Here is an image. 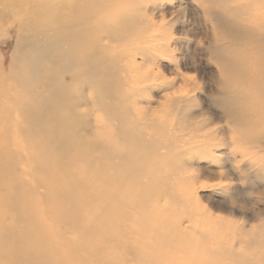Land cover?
Instances as JSON below:
<instances>
[{"label": "rangeland", "instance_id": "obj_1", "mask_svg": "<svg viewBox=\"0 0 264 264\" xmlns=\"http://www.w3.org/2000/svg\"><path fill=\"white\" fill-rule=\"evenodd\" d=\"M25 1L31 11L18 10L14 13L10 0L7 1L9 4L0 0V190L7 199H14L17 193L20 202L28 197L26 208L31 216V225L43 229L51 241L47 239L50 246L59 251L52 260L59 264H83L80 259L64 256L65 251L80 241L81 236L84 237L85 225L101 223L97 208L101 177L81 174L80 171L85 168L84 160L96 167L118 161L117 157L121 154H131V160L136 159L132 163L139 170L129 182L135 191H146L145 202L136 206L135 211L148 216L154 211L156 218L162 220H152L153 223L149 222L152 225L144 227L148 230L151 227L147 234L148 230H145L148 241L153 230L161 232L164 226L180 227L175 224L176 220H180L183 229L186 227L185 233L173 235L175 245L173 241L169 245L175 248L171 249L169 245L152 246V261L147 264L158 262L157 251L163 254L159 264H168L167 257L170 255L169 259L174 264H192L196 256L212 257L217 264H236L239 260L247 264H264V29L254 22L252 15L256 11L248 6L251 0H104L102 11L93 20L92 17L87 20V24L102 33L100 62L97 65L89 63L87 77L80 79V84L75 82L71 88L72 93H77L73 95L76 96V103L82 105L78 113L88 111L91 115V126L86 127L87 131L83 132L86 130L81 128L83 123L77 129L85 135L75 134L77 149L80 148L88 156L74 166H69L64 127L60 126V132H51L47 124L42 126L40 122L47 118L51 121L50 125L60 124L53 121V113L48 114V111L50 106H56L54 101L49 103V100L67 89L64 81L70 82L65 73L66 57L58 52L59 49L64 51L66 45L59 48L51 43L55 32L53 28L41 27L42 22L33 28L29 26L31 17H40L36 1ZM263 6L260 5L261 12ZM19 25L23 32L20 41L16 34ZM31 52L37 54L35 58L39 65ZM23 54L25 57L32 56L33 60L23 59ZM15 61L23 66V72V69H17L15 74ZM41 64L45 69L41 68ZM35 66L36 69L39 66L36 74ZM30 71H34L32 74L36 78ZM58 73L62 74L61 79ZM27 74L33 79L26 77ZM26 79L33 85L29 86L32 83L26 82ZM36 79L38 81L34 82ZM78 88H81L80 91ZM100 88L102 95H97ZM24 91L28 94L25 95ZM48 92L52 96L56 94V97H50ZM39 97L40 100L43 97V101L39 103L40 107H35ZM96 97L99 101H95ZM86 99L89 104L84 105ZM33 107L36 108L34 112ZM65 107L69 109V106ZM251 107L257 109L255 118L246 115L251 114ZM125 112L129 114L128 118L138 119L137 122L123 125L119 118ZM226 112H235V116L227 118ZM165 113L182 127L181 132L176 133L178 135L186 134L184 137L188 138L187 134L193 130V126L187 123L190 119L200 124L206 122L208 126L206 129L202 127V133L215 130L217 136L227 142L210 151L192 148L183 157L172 155L155 167L150 180L144 174L150 128L147 119L149 115L169 118ZM124 127L129 129L127 135L122 134ZM156 129L159 130L158 125ZM231 129L239 138L245 136V139L240 138L236 142L251 150L244 160L239 153L231 152ZM127 136L132 142L127 143ZM121 140L128 145L124 146L122 153L118 148ZM255 140L258 143H254ZM161 141L159 139L158 142ZM158 145L159 153L164 154V147ZM78 156L79 153H76ZM47 167L50 174H44L47 171L43 168ZM124 168L125 165L121 164L119 170ZM58 190L63 197L71 190L75 193V215L70 213L68 220L51 209L52 203L54 208L60 205L55 200ZM147 193L154 196L151 195V198ZM127 198L126 193L119 197L123 200ZM10 208L11 213L6 212L8 217L4 218V224L13 223L19 228L27 226L28 220L24 221L22 211ZM73 216L75 220L79 218L80 225L64 229L61 224L70 222ZM115 217L120 215L117 213ZM131 222L128 229L135 221ZM133 237L138 239L137 234ZM180 240L183 244L177 243ZM107 252L110 255L116 252L120 257L119 263H125L117 249L109 248ZM231 256L237 260L232 261ZM24 257L20 255L16 260L0 257V264H20ZM28 264H35V259L29 257ZM125 264L134 263L127 261Z\"/></svg>", "mask_w": 264, "mask_h": 264}, {"label": "bare ground", "instance_id": "obj_2", "mask_svg": "<svg viewBox=\"0 0 264 264\" xmlns=\"http://www.w3.org/2000/svg\"><path fill=\"white\" fill-rule=\"evenodd\" d=\"M1 1L7 2L8 0H1ZM10 1H11V5H13L12 10L14 13L18 12V10H21V11L30 10L31 11L30 5L29 4L27 5L25 0H23V1L22 0L21 1L20 0H10ZM35 1H36L35 6L38 8L40 18L36 19V18L31 17L29 26L33 28V26H35L37 23L42 22L41 27L43 26L49 30L53 28V30L55 32V39L53 38L52 42L48 38L51 43L54 42L55 46H58L59 48L62 47L63 45H66V47H64V51L59 49L58 52L60 55H64L66 57L65 61L67 64V70L65 69V71H66L65 73L67 74L66 77H69L68 79L70 80V82H68V83H67V80L64 81V84L67 85V87H66L67 89H65L64 91L60 90V92L61 91L62 92L60 94H58V92H57V94H58L57 97L55 96L56 94L54 95L56 98H54V99L51 98L52 100L51 99L49 100V103L54 101L56 106L55 107H54V105L50 106L48 114L53 113V121L60 122V124L50 125L51 121H49V119H47V118L44 120L42 119V121H40V122L42 123V126H44V124H47V128L49 130H51V132L55 131V130L59 131L60 126L64 127L63 129L67 132V138L64 140V142L66 145L67 155L69 157V166H71V165L74 166L78 161L84 160L83 157L85 158L88 156V154L84 155L83 151L80 148H78L80 150V151H78V149H77L78 146H77V141L75 139V137H76L75 134L78 133L79 135H85L83 132L87 131L86 127L88 128V126L90 125L89 124V122H90L89 116L91 117V115H90V113H88V111L78 113L81 110L82 105L78 104V102L76 103V99H75L76 96L74 97L73 95H75L77 93H75V94L72 93L71 88L75 84V82L79 81V84H80V79L87 77L86 67L89 63H92L93 65L94 64L97 65L98 61L101 59L102 51L100 49L102 48V46L100 44L101 43L100 40H101V34L102 33L99 30H97V28L91 27L90 24H87V23L89 21L88 20L89 18L92 17V20H93V18L95 16H97L100 13V11H102L105 1L104 0H35ZM27 2H28V0H27ZM7 4H9V3L7 2ZM248 4H249L248 5L249 7H252V9H254L256 11V13L255 14L253 13V15H252L254 18V22H255L256 26L257 27L262 26V28L264 29V10H263V12H261L262 8H260V5L264 4V0H251V2ZM8 6H10V5H8ZM24 12H26V11H24ZM32 12H33V10H32ZM250 18H251V16H250ZM98 19H99V17H98ZM27 21H28V19H27ZM92 23H93V21H92ZM41 27H40V29H41ZM23 28H26V27H23ZM42 29H44V28H42ZM44 31H47V30H44ZM21 32H22V28L19 25L18 29L16 31V34L19 37V41L22 40V33L23 32L22 33ZM49 35H50V33H49ZM51 36H53V35H51ZM43 37H44V35H43ZM35 39H36V37H35ZM46 39H47V37H46ZM25 41H26V39H25ZM44 42H47V41H44ZM58 43L61 45H59ZM36 47H37V44H36ZM41 48H43V47H41ZM50 51H52V50H50ZM53 51H55V50H53ZM18 52H20V51H18ZM31 53L34 54V52H31ZM42 53H44V52H42ZM28 54H30V53H28ZM35 54L32 55V56H34V58L36 57ZM39 54H40V52L38 53V55ZM48 54H50V56H51V53H48ZM54 55H56V54L54 53ZM32 56H31V58H32ZM53 57H52V59H53ZM24 58L26 59V58H30V57L29 56L25 57V55H24L23 59ZM31 58L29 60H31ZM39 58H40V56H39ZM23 59H21V61ZM35 60L37 61L38 59L35 58ZM44 61H46V60H44ZM31 63H33V62H31ZM42 63H43V61H42ZM37 64L39 65V62ZM41 65H42L41 66V68H42L44 64H41ZM51 66H50V69H51ZM22 67L23 66H19V63L16 64V61H15V65L13 66V71H16L17 69L19 71H21V69H23ZM24 67L27 68L28 67L27 64H26V66L24 65ZM35 69H36V66H35L34 70ZM37 69L35 71V74L37 71H39V66H37ZM43 69H45V68L43 67ZM13 71H12V73L14 75ZM23 71H24V69L22 70V72ZM43 71H47V70H43ZM26 72H27V70H26ZM30 72H31V75L34 76L33 77L30 75V78L31 77L36 78L35 74H32L34 71H30ZM30 72H28V74H30ZM16 73H18V72L16 71L15 74ZM28 74L26 77H28ZM54 74H55V72H54ZM58 74L60 75L61 73H58ZM22 75H23V73H22ZM61 75H60V79L62 77ZM41 76H42V74H41ZM99 76H100V74H99ZM20 77H19V79H20ZM39 77H40V75H39ZM46 77H44V78L46 79ZM15 78H17V77H15ZM33 78H31V79H33ZM52 78H54V77H52ZM2 79H3V77H2ZM38 79H39V82H41L40 81L41 79L40 78H38ZM38 79L34 80V82L38 81ZM87 80H89V79H87ZM26 82H29V81L27 80ZM39 82H37V83H39ZM57 82L59 84L60 81L58 80ZM57 82L55 81V83H57ZM29 83H32V82H29ZM19 84H20V82H19ZM45 84H46V82H45ZM32 85H33V83L29 86H32ZM35 85H37V84L35 83ZM55 85H57V84H55ZM82 86H83L82 88H84V85H82ZM54 87H56V86H54ZM37 88H38V85H37ZM61 89H62V84H61ZM80 89L78 88L79 91H80ZM91 89H92V87H91ZM99 90H100L99 91L100 93L99 94L96 93V94L102 95V91H101L102 89L100 88ZM24 93H25V91H24ZM33 93H32V95H35ZM21 94H23V93H21ZM27 94L25 93V95H27ZM47 94H44V95H47ZM49 94L51 95V92ZM32 95H31V97H32ZM42 95H43V93H42ZM54 96L51 95L50 97H54ZM80 96L82 97V95H80ZM64 98H65V100H64ZM83 98H85V97H83ZM83 98H82V100H83ZM42 99H43V97H42ZM46 99L48 100V97ZM90 99H92V98H90ZM95 99H96L95 101H99V99L97 97ZM30 100H32V99L30 98ZM38 100H40V97ZM41 100L39 102L37 101L38 105L37 106L35 105V107H40L39 103H41ZM78 100H80V99H78ZM45 102H47V101H45ZM79 102H81V101H79ZM88 102L89 101H87V99H86V100H84L83 104L87 105ZM60 103H62V104H60ZM90 104H91V102H90ZM33 105H34V103H33ZM65 106H69V109L67 110ZM35 109L33 107V112ZM122 110H124V109H122ZM256 110H257L256 107H251V114L252 115L249 113H247L246 115L251 116V118H255L254 115L257 116V114H258L256 112ZM41 113H43V111ZM229 113H227V112L225 113L227 118L232 117L231 115L235 116V112H233V113L229 112ZM36 114L39 115L37 112H36ZM123 114L124 115H122V117L119 118L120 122H122L123 125L128 126L132 123H136L138 120V119L136 120L134 118L131 119V117L128 118L129 114L126 115V112ZM165 114H166L165 116L169 117L167 115V113H165ZM40 118H41V116H40ZM48 118H50V117L48 116ZM82 120H84V121H82ZM232 120H233V118H232ZM147 121L149 122L148 126L150 128H149V132L147 135L148 141H149L148 142V157L146 160L147 161L146 167H144V174H147L148 179H150V180L153 179V175L151 176V174H154L155 167L159 163L163 164V162H164L163 160L169 159L172 155H175V156L179 155V156L183 157L187 154V151L189 149H192V148L198 149V150L201 149V151H210L217 146L225 145V142H227V140L219 138L217 136V133L215 130L212 132H210L211 131L210 130L209 132L202 133V127H204V129H206V127L208 126L206 124V122L203 124H200V123H195L189 119L187 121V123L190 124V126H193V128H192L193 130H191V132H189L187 134L188 138H185L184 136L186 134H183V135H181L180 133H179V135L176 134L179 131L181 132L182 127H180L179 123L177 125V123H175L173 121V119H171L170 117L169 118H154V115H151V116L149 115ZM250 121L253 122V120H251V119H250ZM81 123H83V126H84L81 128L86 129V130H83V132H81V131L77 132V129H78V127L81 126L80 125ZM155 125H156V127H157V125L159 126V130H157L156 127L154 128ZM93 127H95V126H93ZM96 128H98V127H96ZM121 130H122V134H124V135H127L129 133L128 128L124 127V129H121ZM231 131L233 132V136L230 138V141H231L230 144L232 145V151L231 152H233L234 154L239 153L242 160H244L246 155L248 153H250L251 150L249 151L244 145L238 144L236 142V140H240V138L243 140V139H245V136L244 137L242 136L239 138L236 135L235 130L231 129ZM63 134H65V133H63ZM60 138H61V136L59 137V139ZM126 139H127V143L132 142L131 139L129 140V137ZM159 139L162 141L158 142ZM197 142H199L198 145H196ZM158 143H159V145H158ZM254 143H258V141L255 140ZM157 145H158V147H162V148L164 147V150H165L164 154L159 153ZM124 146H128V145H125L124 140H121L119 142V145H118L119 151L121 153H122ZM76 153H79L78 157H76ZM42 154H43V151H42ZM123 155L121 154L120 156H118L117 157L118 161H116V162L112 161L108 164H99L96 167H92L91 162L84 160L85 168L82 171H80L81 174L82 173H83V175L95 174V175H99V177H101L100 178L101 185H100V188H98V195L99 196H98V203H97V208L99 210L98 217L100 216L99 218L101 219V223L100 224L97 223L94 226H92V224L85 225L86 232H85V235H83L84 237L82 238V236H81L80 241H76V243L73 246L68 247L67 250L65 251L66 255H64V256H68V257H71L73 259H76V258L80 259V260L84 261L83 264H121V263H119L120 257L118 258V256L116 255V252L112 253V255L108 254L107 250L109 248H113V249H117V253L124 257L125 263L127 261H131V263H134V264H136V263L137 264H147V262L149 260L152 261V256L150 253L152 246H154L155 244L157 246L158 245H160V246L169 245L171 243V241H173L172 240L174 237L173 235H178L179 233L182 234V233L186 232V227L183 229L181 227L182 224L180 223V220H176L175 224H178V226H180V227L172 226L173 228H171V227L166 228L164 226L163 231H161V232H159L158 230H157L158 232L153 230L150 232V237L152 236L153 239L151 237L150 238L151 240L148 241L149 237L146 234H147V232L150 231L151 227H149L150 228L149 230L144 229V227L145 226L147 227L148 224H150L151 222L153 223L154 221H156V219L159 222H161L162 220L159 218H156V214L154 211H153V213L149 214V216L146 213L144 214L143 212L139 213L138 211L137 212L135 211L136 206H141L140 203L145 202V196L144 195H145L146 191L145 190H144V192H139V190L135 191V189L130 184V182H129L130 177H133L135 175V173L138 172L139 169L138 168L135 169L134 164L132 162L135 161L136 159L131 160V157H132L131 154H129L127 156H125V155L123 156ZM45 161H46V159H45ZM161 161H163V162H161ZM47 162L50 163L51 160L47 159ZM121 164L125 165V168L122 171L119 170ZM129 166L131 168H128ZM43 171H47V173L44 172V174H50V173H48V171H49L48 167H47V169L43 168ZM73 173L71 175H73ZM75 178H76V176H75ZM109 178H111L110 181H108ZM73 181H74V179H73ZM109 185H112L114 188L110 187ZM71 189H72V187H71ZM59 192L60 191L58 190L55 193V195H56L55 200L57 201V203H60V205L58 207L56 204L57 208H54V206H52L53 205V203H52V205L50 204L51 209L54 213H57L58 216H63L68 220L67 217H69V215H71V214L75 215V213L73 211V210H75V207H74L75 202L73 200L75 197V193L72 192V190H71V193L69 192V194H67V196L63 197L64 195L61 196L60 195L61 193H59ZM123 193H126V195L128 197L125 200L119 199L120 195ZM92 194H93V192H92ZM148 194L150 196L152 195V193H147V195ZM152 196H154V195H152ZM152 196H151V198H152ZM94 197H95V195H94ZM147 199H149V198H147ZM126 202H128V203H126ZM61 203H62V206H61ZM27 204L29 205L28 197L25 198L24 201H22V199H21V202H20L19 201V193H17V197H15L14 199H7V198H5V194H2V191L0 190V257H7V258H11L13 260H16V259L20 258V255H25L24 259L21 261L20 264H28L29 263V257L35 259V264H59V263H57V261L52 260L55 258L54 255L55 254L57 255L59 253L58 249H53L50 246V243L48 242V241H50L48 239L49 237H47V235L45 234V231H43V229L40 230V229L34 228L32 226L33 224L31 225V222L29 221L31 216H30L29 211H27L28 209L26 208ZM10 207H12V209L19 208V210L22 211V213H23L22 218L24 219V221L28 220L26 222L28 224L27 226L25 225V227L19 228L18 226H15V224H13V223L12 224H9V223L4 224V222H5L4 218L8 217L6 215V212L11 213L9 210V209H11ZM6 210H9V211H6ZM13 211L14 210H12V212ZM44 212L46 213L45 210H44ZM117 213L120 215V217L116 218L115 214H117ZM133 216H135V217L133 218ZM72 218L73 219L70 222L66 221L65 224L62 223L61 226L64 229L65 228L73 229V228L78 227V225H80L77 221V220H79V218H76V220H75L74 216ZM131 220H133L135 222H133V226H131V228L128 229V224L132 223ZM152 220H154V221H152ZM70 225H74V227L72 228V227H70ZM150 225H152V224H150ZM20 227H21V224H20ZM67 230H64V231H67ZM145 230H148V231H146V234H145ZM68 231H70V230H68ZM135 234L138 235V239H134L133 236ZM181 234L179 236H183ZM183 237H185V236H183ZM183 237H181V238H183ZM47 239H48V241H47ZM185 239H186V237H185ZM47 242L49 243V245ZM183 242H185V240H183ZM177 243L180 244L181 240L177 241ZM172 244H174V241L172 242ZM181 244H183V243H181ZM61 245H62V242H61ZM169 247H170V245H169ZM173 248H175V247L173 246ZM173 248H171V249H173ZM177 249H176V251H177ZM113 254H115V255H113ZM172 254H173V252H172ZM255 255L256 254H254L253 256H255ZM154 257H156V254H154ZM171 257H172L171 255L167 257V259L169 260L168 264H174V263H172L174 261L170 260ZM196 258L197 259H192V262H193L192 264H204V263H206V264H217V261H214L215 259L212 257H209V258L201 257L200 258V257L196 256ZM236 258L240 259L237 256H236ZM236 258L232 257V256L230 257V259L232 261H236L237 260ZM162 259H163V254L160 251H157L156 260H158V262L156 264H159L160 261H162ZM89 261H91V262H89ZM165 261H167V260H165ZM13 263L14 262H11V264H13ZM236 264H247V263H245L244 260L243 261L239 260V262H237Z\"/></svg>", "mask_w": 264, "mask_h": 264}]
</instances>
